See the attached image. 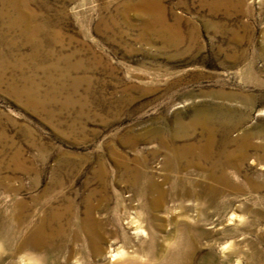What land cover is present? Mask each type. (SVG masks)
I'll list each match as a JSON object with an SVG mask.
<instances>
[{
	"label": "rangeland",
	"instance_id": "obj_1",
	"mask_svg": "<svg viewBox=\"0 0 264 264\" xmlns=\"http://www.w3.org/2000/svg\"><path fill=\"white\" fill-rule=\"evenodd\" d=\"M125 1L0 0V264H264V0Z\"/></svg>",
	"mask_w": 264,
	"mask_h": 264
},
{
	"label": "bare ground",
	"instance_id": "obj_2",
	"mask_svg": "<svg viewBox=\"0 0 264 264\" xmlns=\"http://www.w3.org/2000/svg\"><path fill=\"white\" fill-rule=\"evenodd\" d=\"M214 1L215 2H219V0H214ZM125 2H126V4H132V3L135 4L136 7L138 6L141 9V11L143 12L144 15H146L148 17H152V18L156 15V12L157 11H160V9H161V4H160L161 0H126ZM161 3H163V2H161ZM20 12L22 14L25 13L23 10H20ZM155 20H158L159 21V19H157V18ZM20 21L23 22V19H20ZM160 21H161V19H160ZM176 136H178V135H176ZM253 136H254L253 133L248 132L243 138H241L239 147L237 149L238 151L237 150L236 151H230L228 149H224L222 151V154L224 155V161H223V164L224 165L223 166L234 165L233 159H234V156H236L238 152H240L239 154L243 158H246L247 153H245V150H246V147L250 146L249 144H252L251 139H252ZM215 143H216V136H215V133L213 131H211L210 132V135H209V139H208L207 144H208L209 147L212 148L215 145ZM192 146L193 145H191V144H187L186 145L187 148H190ZM261 147L264 148V144L261 145ZM183 152H185V151H182V154H183ZM176 154L178 156L179 155H182V154L179 153V151H177ZM208 154H209V156H211L212 151L210 150ZM19 166H21V164L17 165V167H19ZM217 179L218 180H221L223 182H229V183L231 182L230 179H229V177H228V175L225 173V171L220 176H218ZM137 222L138 221H136V223ZM42 225H45V224H42ZM42 225H40V227L37 228L36 231L32 235V237L34 238L33 239L34 242H39V241L43 240L42 237L44 236L45 226L42 227ZM84 226H85V229H86L87 232L93 231V229L90 228L91 227L90 225L85 224ZM43 228H44V230H43ZM136 228H137V230H139L141 228L139 226V223L137 224ZM57 231H58V229H57ZM59 231H60V229H59ZM228 248H229V245H226V246L224 245L222 247V252L223 253H226V250H228ZM136 252L137 251H134V253H131V252H128L126 250V248L119 247L116 250H112V253L110 255L111 261L114 262V264H118L119 262H123V261H125V260H127L129 258L135 257V255H137Z\"/></svg>",
	"mask_w": 264,
	"mask_h": 264
}]
</instances>
